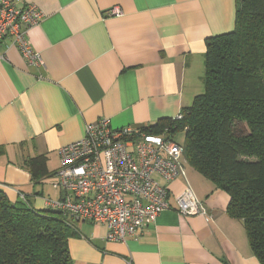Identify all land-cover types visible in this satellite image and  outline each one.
Instances as JSON below:
<instances>
[{
    "label": "crops",
    "instance_id": "obj_1",
    "mask_svg": "<svg viewBox=\"0 0 264 264\" xmlns=\"http://www.w3.org/2000/svg\"><path fill=\"white\" fill-rule=\"evenodd\" d=\"M45 12L29 33L45 66L29 65L12 37L0 45V190L12 203L51 209L61 147L101 117L146 128L172 119L204 91L207 39L234 30L238 0H18ZM121 7L122 16L108 11ZM48 175L33 180L30 158ZM187 160V159H186ZM193 168V167H192ZM172 209L138 237L107 239L105 225L77 221L76 264H262L230 195L195 168L165 182ZM189 184L208 215L183 216L175 196Z\"/></svg>",
    "mask_w": 264,
    "mask_h": 264
},
{
    "label": "trees",
    "instance_id": "obj_2",
    "mask_svg": "<svg viewBox=\"0 0 264 264\" xmlns=\"http://www.w3.org/2000/svg\"><path fill=\"white\" fill-rule=\"evenodd\" d=\"M204 91L183 110L186 159L230 195L228 213L244 221L264 264V0H238L234 30L207 39ZM175 127V126H174ZM33 180L48 175L47 160L28 161ZM62 212L12 203L0 190V264H76L70 239L79 230Z\"/></svg>",
    "mask_w": 264,
    "mask_h": 264
},
{
    "label": "built area",
    "instance_id": "obj_3",
    "mask_svg": "<svg viewBox=\"0 0 264 264\" xmlns=\"http://www.w3.org/2000/svg\"><path fill=\"white\" fill-rule=\"evenodd\" d=\"M108 14L122 16L123 11L115 6ZM44 16L36 3L19 6L18 0H0V45L12 37L29 65L44 67L41 53L29 39L30 30ZM4 58L0 54V63ZM183 118L181 111L172 120L178 124ZM150 128L114 127L107 117L87 123L83 138L60 149L53 185L62 196L48 200L50 208L62 212L72 227L77 221L105 225L110 241L142 234L162 212L173 208L165 182L186 179V149L175 141L179 129L172 130L177 126H162L158 132ZM175 202L183 216L208 215L189 184Z\"/></svg>",
    "mask_w": 264,
    "mask_h": 264
},
{
    "label": "rangeland",
    "instance_id": "obj_4",
    "mask_svg": "<svg viewBox=\"0 0 264 264\" xmlns=\"http://www.w3.org/2000/svg\"><path fill=\"white\" fill-rule=\"evenodd\" d=\"M175 141L181 144L183 147L186 148V131L184 130H178L175 133ZM186 167L187 171L190 173L191 170L193 169L192 166L186 161Z\"/></svg>",
    "mask_w": 264,
    "mask_h": 264
}]
</instances>
